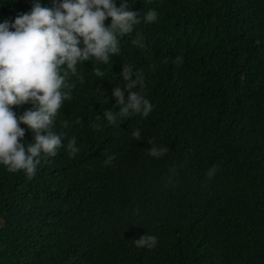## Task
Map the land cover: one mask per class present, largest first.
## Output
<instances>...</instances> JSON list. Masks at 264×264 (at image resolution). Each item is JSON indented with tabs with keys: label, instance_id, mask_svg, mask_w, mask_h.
Wrapping results in <instances>:
<instances>
[{
	"label": "trees",
	"instance_id": "obj_1",
	"mask_svg": "<svg viewBox=\"0 0 264 264\" xmlns=\"http://www.w3.org/2000/svg\"><path fill=\"white\" fill-rule=\"evenodd\" d=\"M32 3L0 0V21L14 23ZM129 7L140 15L155 9L158 19L141 16L107 65L79 64L83 83L69 75L56 156L42 154L31 178L0 165V264H264V0H129ZM124 64L143 76L136 90L154 109L111 126L97 117L119 111L112 92L124 90ZM73 137L80 151L70 156ZM155 144L169 153L153 158ZM146 234L157 245L136 247Z\"/></svg>",
	"mask_w": 264,
	"mask_h": 264
},
{
	"label": "clouds",
	"instance_id": "obj_2",
	"mask_svg": "<svg viewBox=\"0 0 264 264\" xmlns=\"http://www.w3.org/2000/svg\"><path fill=\"white\" fill-rule=\"evenodd\" d=\"M141 16L146 23L158 19L155 9L144 15L132 11L129 0H53L52 8L42 7L41 0H33L31 11L19 14L14 23L0 21V165L9 173L23 171L31 178L42 154L56 156L64 137L56 134L54 126L62 105L71 100L74 87L68 83L69 75L83 83L79 64L95 60L107 65L112 56H119L120 38L133 33ZM109 18L111 23L105 26ZM132 43L144 47L141 38ZM175 62L181 63L182 57H176ZM93 73L99 78L105 76L99 67H93ZM120 76L124 90L117 86L112 92L119 111L106 110L103 119L97 117L111 126L120 125L134 114L146 118L154 109L150 100L136 90L144 87V81L135 66L124 64ZM29 103L31 109L20 116L12 111V106ZM75 122L81 121L78 118ZM21 124L34 133V143L24 142L25 129ZM99 127L93 125L94 129ZM141 133L136 129L131 135L140 140ZM67 147L70 156L80 151L75 137ZM168 153V147L157 144L148 151L157 159ZM114 159L115 156H108L105 165L111 166ZM215 173L216 168L212 167L207 177L211 179ZM174 175L175 168L170 169V177ZM157 242L156 236L146 234L135 240V245L151 249Z\"/></svg>",
	"mask_w": 264,
	"mask_h": 264
}]
</instances>
